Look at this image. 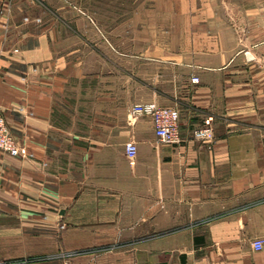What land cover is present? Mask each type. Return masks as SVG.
Masks as SVG:
<instances>
[{"label":"crops","instance_id":"0c3cea01","mask_svg":"<svg viewBox=\"0 0 264 264\" xmlns=\"http://www.w3.org/2000/svg\"><path fill=\"white\" fill-rule=\"evenodd\" d=\"M34 1L0 0V109L32 154L0 150V264H264V43L102 32ZM148 103L178 109L181 143L132 115Z\"/></svg>","mask_w":264,"mask_h":264},{"label":"rangeland","instance_id":"374dc122","mask_svg":"<svg viewBox=\"0 0 264 264\" xmlns=\"http://www.w3.org/2000/svg\"><path fill=\"white\" fill-rule=\"evenodd\" d=\"M71 1L70 7L91 17L102 32H203L221 46L232 42L238 51L249 47L248 41L264 43V0ZM40 7L47 12L44 4Z\"/></svg>","mask_w":264,"mask_h":264},{"label":"built area","instance_id":"2783aa9c","mask_svg":"<svg viewBox=\"0 0 264 264\" xmlns=\"http://www.w3.org/2000/svg\"><path fill=\"white\" fill-rule=\"evenodd\" d=\"M40 21V20H39ZM194 83L198 79L192 80ZM131 113L133 116H149L154 125L155 135L160 144L178 145L182 142L180 133V113L176 108L161 107L156 103L137 104L133 106ZM212 117L204 120L203 124L192 131V137L196 140H212L214 132L212 129ZM0 150L14 157H32L25 148L18 145L16 139L11 134L6 118L0 109ZM125 153L127 157L133 160L137 154V146L133 140L125 143ZM64 228V225L61 226ZM255 250L264 248V238H259L253 242ZM6 264H14L8 262Z\"/></svg>","mask_w":264,"mask_h":264}]
</instances>
